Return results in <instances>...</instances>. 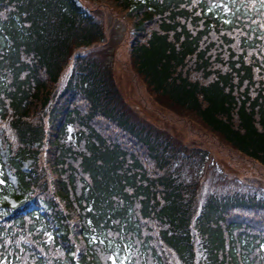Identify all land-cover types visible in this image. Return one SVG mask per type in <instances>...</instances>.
<instances>
[{
    "label": "trees",
    "instance_id": "trees-1",
    "mask_svg": "<svg viewBox=\"0 0 264 264\" xmlns=\"http://www.w3.org/2000/svg\"><path fill=\"white\" fill-rule=\"evenodd\" d=\"M92 1L0 0V264H264V196L203 192L206 149L123 99L99 17L152 99L264 168V0Z\"/></svg>",
    "mask_w": 264,
    "mask_h": 264
},
{
    "label": "rangeland",
    "instance_id": "rangeland-1",
    "mask_svg": "<svg viewBox=\"0 0 264 264\" xmlns=\"http://www.w3.org/2000/svg\"><path fill=\"white\" fill-rule=\"evenodd\" d=\"M97 3L98 1L96 0L91 2L94 6ZM99 12H101L99 17L104 23L105 32L109 36V41L104 46L107 51L110 52L112 50L113 52L110 56L112 57V73L123 99L125 98L136 109L140 119L145 120L144 118H146L163 125L170 134L176 133L178 138L189 142L188 144L206 149L203 154L196 153L198 158L203 155V164L207 170L203 192L209 186L222 189H227L228 186L232 187L234 181L225 179L226 177L221 174L222 171L228 177L234 175L247 182L248 184H240L245 188L239 187L246 193L254 192L255 195L261 194L264 196V168L231 148L218 137L208 136L209 132L200 128L201 125L196 120L181 115L152 99L145 83L132 69L128 55L129 23L122 17L123 14L114 8L103 7L99 9ZM71 62L72 58H69L64 74L61 77L62 81L70 69ZM195 128L198 134L193 131ZM0 155L3 160L7 159V148L5 145L0 147ZM27 163L28 160H24L22 164L26 166ZM8 174L10 180L17 186L15 175L12 173ZM259 182L261 183L259 184ZM6 199L10 205L17 204V200L11 196H7ZM43 206L42 202L39 203L40 208ZM0 211H2L1 206Z\"/></svg>",
    "mask_w": 264,
    "mask_h": 264
}]
</instances>
